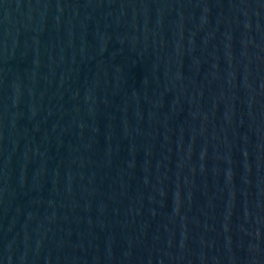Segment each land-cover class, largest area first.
Masks as SVG:
<instances>
[{"label":"water","instance_id":"1","mask_svg":"<svg viewBox=\"0 0 264 264\" xmlns=\"http://www.w3.org/2000/svg\"><path fill=\"white\" fill-rule=\"evenodd\" d=\"M0 264H264V0H0Z\"/></svg>","mask_w":264,"mask_h":264}]
</instances>
